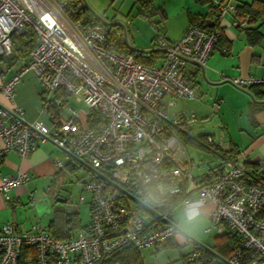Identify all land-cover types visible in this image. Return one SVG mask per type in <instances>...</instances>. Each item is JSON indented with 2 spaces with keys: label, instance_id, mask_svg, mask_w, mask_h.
<instances>
[{
  "label": "built area",
  "instance_id": "obj_1",
  "mask_svg": "<svg viewBox=\"0 0 264 264\" xmlns=\"http://www.w3.org/2000/svg\"><path fill=\"white\" fill-rule=\"evenodd\" d=\"M236 3L214 0L216 25H190L174 42H168L156 26L155 42L164 56L155 64L141 62L129 51L114 50L108 26L86 15L72 16L68 0H0V62L5 66L0 71V93L10 103L0 102V158L15 151L24 159L40 137L127 192L97 174L83 182L79 199L83 201L85 193L90 196V223L88 229L66 239L55 238L39 224L25 231L12 223L1 224L0 264H101L127 247L159 248L177 236L176 205L201 194H207L212 204L211 223L204 232L235 236L236 246L222 257L213 247L215 253L191 237H182L181 243L192 245L186 262L264 264V158L244 163L226 158L215 175L212 170L211 179L202 181L194 169L209 161L193 160L183 139L188 126L199 120L186 108L174 111L176 100L199 96L198 88L186 83L181 72L189 61L205 66L224 16L231 14L236 27L249 25L238 15ZM28 31L37 37L29 55L11 63L2 60L12 55L11 34ZM29 71L43 94L64 89L68 97L85 104L87 114H96V124L90 126L72 108H65V117H54L49 109L61 103L47 96L42 97L40 110L50 115L52 127L24 121L14 95ZM230 82L245 89L264 84V76L230 78ZM197 141L210 150L222 144L213 135ZM62 166L58 160L56 167ZM27 179L25 172L3 176L0 194L8 200L10 190ZM147 191L156 193L155 204L143 202ZM130 196L140 203L133 205Z\"/></svg>",
  "mask_w": 264,
  "mask_h": 264
},
{
  "label": "crops",
  "instance_id": "obj_2",
  "mask_svg": "<svg viewBox=\"0 0 264 264\" xmlns=\"http://www.w3.org/2000/svg\"><path fill=\"white\" fill-rule=\"evenodd\" d=\"M193 1L194 5L188 7V3H183V0H181L183 4L181 11L184 10L183 8L186 9V20L179 34L170 35L167 30L162 33L160 27V32L168 42H174L183 35L186 28L189 26V19L193 16L198 22L204 21L205 24L213 23L214 18L212 15H209V5L198 3L195 0ZM252 1L253 0H237V3L240 5L241 3H251ZM262 1L264 2V0ZM162 9L165 18H167L163 7ZM87 13L92 16L88 11ZM263 16L264 15L260 16L253 22L248 21V28L258 27L262 34V37L258 41L251 43L246 34L247 28L234 26L232 24L231 14H226L220 25L221 37L215 49L207 58L205 66L201 67L194 61H189L181 72V76L186 83L197 87L199 90V96L194 99H203L207 102L211 97L212 103L208 106L212 108L214 111L213 113H218L220 109L225 107V104H227L228 108L232 109L233 112H239L236 125L240 133L236 137L232 136L227 124L224 123L222 119L220 120L221 124H219V130L217 131L219 132L218 135L215 133L196 132L194 125L197 122L188 126L185 133H183L186 146L189 144L196 150L203 151L211 158H206L209 161L207 166L196 168L198 172L194 171L195 175H200V178L205 180L212 178L213 169L215 175V169L226 158H234L238 163H244L246 159L264 158V104L254 101L246 91L250 92L255 100H264V97L260 95L256 88H251L250 86L244 89L230 82V78L264 76ZM242 17L246 18L245 16ZM163 18L164 17L161 16V20L152 21V26L156 27V24L162 21ZM122 28L124 32L121 31V33L125 37L127 33V35L129 34L132 38L129 31L125 30L124 26H122ZM155 35L151 38V44L147 47L141 46L136 42L133 44L129 42V44L140 50H152L151 52L136 51L145 54L146 58H150V53H164L163 50L157 46L154 40ZM151 58L153 63L159 64L163 58V54H156L151 56ZM4 69V63L0 62V71ZM213 82L216 83V85L210 84ZM202 89L205 92L214 89V95H205ZM57 91L58 90L43 94L39 82L34 77L33 73L29 71L22 76L21 81L15 88L14 104L22 109L21 116L24 121L33 122L37 120L51 128L52 122L50 115L40 110V102L44 96L53 100L56 97ZM61 100L63 103L57 108V114L65 117V108H72L80 113V117L83 120H86L87 108L84 103L76 102L71 97H67V99L62 98ZM188 100L191 99L176 100L174 111L180 112L183 108H186L193 112L198 118L196 112L190 110L186 106ZM0 102L7 106L10 105V103L6 102L1 93ZM200 118L203 119L202 122L210 119L209 115H204L203 118ZM205 135H213L215 139H221L222 144L214 146L213 150L204 147L197 141V138L202 139ZM192 140L195 142H190ZM189 154L191 158L195 160L190 152ZM58 160L63 163V166L60 168L56 167V162ZM80 164L78 160L72 157L66 150L58 147L53 141L44 140L40 137L35 140L34 150L24 159L20 158L15 151L6 152L0 158V180L5 175H16L19 172H25L28 175V179L24 184L10 190V198L8 200L0 194V225L8 222L14 224L22 231H25L32 224H39L50 234H52V228L57 232L68 231L65 235L59 236L61 238L71 237L80 230L88 229L91 207L90 196L87 194L83 201L79 199L78 202L79 204L87 205V210L89 212L88 221L82 223L78 206H71L67 198L60 196L59 193L54 190L56 179L65 174V171L73 173L79 166H83ZM94 177H96V174L87 169V179L83 180L82 183ZM81 194L82 192L80 195ZM132 203L133 205L136 204L135 201ZM209 206L210 214L212 204L209 203ZM177 239L182 240V237L177 235L176 238L169 243L175 242Z\"/></svg>",
  "mask_w": 264,
  "mask_h": 264
},
{
  "label": "rangeland",
  "instance_id": "obj_3",
  "mask_svg": "<svg viewBox=\"0 0 264 264\" xmlns=\"http://www.w3.org/2000/svg\"><path fill=\"white\" fill-rule=\"evenodd\" d=\"M88 6L87 11L92 15L91 11L101 16L108 21L117 22V25L124 32L128 30L130 35L126 33V40L129 44L136 42L137 44L147 47L151 44V38L156 34V28L152 26V21L161 20L159 13L153 12L152 6L145 7L141 0H84ZM146 1V0H143ZM155 7L162 6L166 12L167 18H163L162 21L156 24L157 27H161V32L165 30L170 35H177L181 31L184 22L186 20V9L181 11V0H152ZM183 3H188V7L194 5L193 0H183ZM191 5V6H190ZM139 12H143L151 15V17H145ZM153 12V13H151ZM155 13V14H154ZM153 14V15H152ZM93 16V15H92ZM94 17V16H93ZM264 32V28H263ZM156 37V35H155ZM155 40V39H154ZM2 67V66H1ZM214 87V86H213ZM202 91L205 95H214V89H210L208 92ZM207 96V97H209ZM211 97L206 102L203 99H191L186 102V106L196 112L198 115V122L194 125L196 132L215 133L219 129L220 120L227 124L229 131L233 137L238 136L240 131L236 125L239 112H233L225 104L223 109L217 113L210 108ZM204 115H209L208 121L202 122ZM237 119V120H236ZM187 148L196 162H199V158L211 159L209 155L203 151L196 150L191 145H187ZM81 165V164H80ZM198 172V170H194ZM66 173L59 176L54 183V190L58 192L60 196L67 198L71 206H78L80 211V218L82 223H86L89 219V212L87 205L79 204V195L82 192V181L87 179V169L83 166H79L73 173L65 171ZM85 195H87L85 193ZM210 207V206H209ZM175 213V209H174ZM209 216L203 228V234H196L190 236L196 241L213 247L215 245V232L207 234L204 232L205 228L210 225ZM182 240L177 239L175 242H171L160 246L159 248L150 247L138 251V255L141 264H188L185 260V255L191 250L192 245L188 243H181Z\"/></svg>",
  "mask_w": 264,
  "mask_h": 264
},
{
  "label": "trees",
  "instance_id": "obj_4",
  "mask_svg": "<svg viewBox=\"0 0 264 264\" xmlns=\"http://www.w3.org/2000/svg\"><path fill=\"white\" fill-rule=\"evenodd\" d=\"M195 1L198 3L205 4V5H209V10H210L209 15L210 16L212 15V17H213L212 6L214 3V0H195ZM141 3L145 7L152 6L153 12L159 13L160 16L165 18L164 11H163L162 7H160V6L155 7L153 5L152 0H146V1L141 0ZM236 8H237L238 15L245 16L249 22H253L255 19L264 15V2L262 0H253L251 3H241L240 5L238 3H236ZM68 10H71L72 16H74V17H77L79 15H86L89 18L97 20L87 13V9L82 5L81 0H68ZM153 12H151V13H153ZM139 14H141L145 17L151 16V15L143 13V12H139ZM189 22H190L189 26L190 25H198V26H201L204 28H212L213 26L216 25V20H214L213 23H206L205 24L204 21L198 22L194 16L189 19ZM108 28L110 31V39H111L110 44L114 50H116L118 52L129 51L130 53L135 55L137 60H139L141 62H145V63H153L152 58H151V56H153V55L163 54V56H164V53L154 52V53L149 54L150 58H146L145 54L140 53V52H136L128 46L130 44H128L126 37L121 33V28L118 25H111V26H108ZM244 28H247L246 34H247L251 43H255L256 41H258L262 37V34L259 31L258 27L248 28V26H246ZM218 31H219V35H218V41H219V39L221 37V28L220 27L218 28ZM11 40H12V48H13L12 55L8 58H2V60H4L5 62H8V63L13 62L14 59L17 57H27L29 55V53L31 52V50L36 46V43H37V37L32 31L23 32V33L13 32L11 34ZM218 41H217V43H218ZM251 88H256L257 91H259L260 95L264 97V84H256V85L251 86ZM67 97H68L67 92L64 89H59L57 91L56 97L53 100H59L60 103L62 104L63 102L61 99L62 98L67 99ZM49 112L54 113V115H55L54 117L57 116L56 115L57 114V108L55 106L51 107L49 109ZM87 121H88L90 126L95 125L96 122L98 121L96 114L94 112H89L87 114ZM190 142H195V141L192 140ZM202 181H207V180L203 179ZM107 188H110V187L107 186ZM68 221H69V219H68ZM67 232L68 231L57 232L54 228L51 229V233H52L51 235L54 234L53 236L55 238H58V239H66V238H61L59 236H63ZM67 238H69V237H67ZM235 246H236L235 236H230V235L224 234V235H217L215 237V245L213 246V249L220 256L227 257L232 252V250L235 248ZM101 264H141V261H140L139 255H138V251L135 250L134 248L127 247V248L120 250L118 253L114 254L110 258L106 259Z\"/></svg>",
  "mask_w": 264,
  "mask_h": 264
},
{
  "label": "clouds",
  "instance_id": "obj_5",
  "mask_svg": "<svg viewBox=\"0 0 264 264\" xmlns=\"http://www.w3.org/2000/svg\"><path fill=\"white\" fill-rule=\"evenodd\" d=\"M209 198L207 194L194 196L180 201L175 208L174 223L177 235L180 237H190L196 234H203V228L209 214ZM143 202L155 204L156 193L147 191L143 194Z\"/></svg>",
  "mask_w": 264,
  "mask_h": 264
},
{
  "label": "water",
  "instance_id": "obj_6",
  "mask_svg": "<svg viewBox=\"0 0 264 264\" xmlns=\"http://www.w3.org/2000/svg\"><path fill=\"white\" fill-rule=\"evenodd\" d=\"M81 1H82V5H83L86 9H89L88 6L86 5L85 1H84V0H81ZM89 10H90V9H89ZM91 13H92V15L94 16L95 19L99 20L100 22H102L103 24H105V25H107V26H111V25L117 24V22L108 21V20L102 18L101 16L97 15L96 13H94V12H92V11H91ZM128 46H129L131 49H133L134 51H147V52H151V51H152V50H140V49L134 48V47H132V46H130V45H128ZM210 84H212V85H216V83H214V82H213V83H210ZM246 93H248L254 101H257V102H259V103H263V104H264V100H255V98L253 97V95H252L250 92L246 91ZM71 156H72V155H71ZM72 157H73V156H72ZM75 159H76V158H75ZM76 160H78V159H76ZM78 161L82 164V162H81L80 160H78ZM82 165L85 166L88 170H90V171L94 172L95 174H97V175H98L99 177H101L102 179H104L107 183H109V184H111L112 186H114L117 190H119V191H121V192H123V193H127L123 188H121L120 186H118L117 184H115L111 179L107 178V177L104 176V175H101V174L97 173L94 169L90 168L89 166H86V165H84V164H82ZM130 198H131L133 201H135L136 203H140L136 198H134V197H132V196H130ZM144 208H146L147 210H150V211H151V209H150L149 207H147V206H144ZM192 239H193V238H192ZM193 240H195V239H193ZM195 241H196V240H195ZM196 242L199 243L200 245H202L204 248H206L209 252H211V253H215V252H213V250H212L210 247H208V246H206V245H204V244H202V243H200V242H198V241H196Z\"/></svg>",
  "mask_w": 264,
  "mask_h": 264
}]
</instances>
